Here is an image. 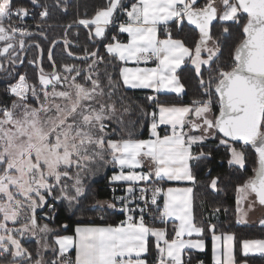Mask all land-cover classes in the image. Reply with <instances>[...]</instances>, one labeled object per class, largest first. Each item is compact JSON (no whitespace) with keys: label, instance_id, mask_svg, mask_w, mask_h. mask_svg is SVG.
<instances>
[{"label":"snow or ice","instance_id":"6c2138e0","mask_svg":"<svg viewBox=\"0 0 264 264\" xmlns=\"http://www.w3.org/2000/svg\"><path fill=\"white\" fill-rule=\"evenodd\" d=\"M29 2L31 8L0 0V71L12 79L5 89L11 99L0 101V258L10 256L6 264H149L150 237L156 253L153 264H184L185 252L205 249L206 229L195 221L194 187L163 185H195L193 162L211 153L203 149L194 153L193 146L209 138H218L228 150L230 165L245 168L246 148L256 157L253 175L235 189L236 222L246 224L257 205L264 208V0H102L90 16L77 14L65 25L63 37L51 41L47 50L51 70L43 66V47L31 40L34 35L47 39L40 21L49 18V6L41 0ZM62 3L56 0L57 7ZM33 9H40L39 33L23 26ZM62 10L67 11L66 4ZM120 14L124 20L118 19ZM13 17L21 23L13 22ZM169 22L178 30L185 22L192 26L197 33L194 46L174 38ZM214 22H221L218 35H213ZM233 26L238 36L229 44ZM80 27L87 30L90 42L103 46L104 55L99 47L86 45L79 53L71 51L69 32ZM113 27L117 31L109 37ZM121 34L127 35L126 42L119 39ZM58 43L69 58L85 67L58 65L53 56ZM225 46L228 57L222 60ZM29 48L38 52L36 59L28 60L37 69L35 82L16 70L27 59L22 53ZM130 61L137 66H120ZM149 61L155 66H139ZM186 61L191 63L200 97L187 104L161 100V94L185 93L178 70ZM120 87L152 91L146 99L153 110L149 113L141 106L150 117L148 138L126 130L117 115L112 98ZM217 105L218 113L213 110ZM113 119L121 126L119 132L110 128ZM161 126L166 128L163 134ZM109 164L119 169L110 183L127 184V195L113 196L125 219L77 225L72 235H59L47 223H39L38 209L54 210L49 197L67 200L70 206L79 203L85 176L94 166ZM219 179L214 176L208 182L213 192L218 191ZM133 203L136 207H130ZM220 211L217 207L212 214ZM149 214L153 224L171 221V235L167 227L148 223ZM259 224L264 226V218ZM207 231L213 264H237V249L244 257L264 256V239L237 241L235 233H218L211 223ZM194 235L198 238L192 239ZM33 242L34 249L26 246Z\"/></svg>","mask_w":264,"mask_h":264},{"label":"trees","instance_id":"16d2710c","mask_svg":"<svg viewBox=\"0 0 264 264\" xmlns=\"http://www.w3.org/2000/svg\"><path fill=\"white\" fill-rule=\"evenodd\" d=\"M203 0H201L202 2ZM17 4H23L31 8L29 0H15ZM102 0H63L62 6H56V0H41V3L47 4L50 10V16L45 21H40L37 16L35 22L30 26V30L34 33H39L40 28L36 27V23L40 21L43 24V31L45 32L47 39L41 38L38 35L31 37V40H37L44 49L43 55V66L45 70H51L50 64L47 58V50L51 46V41L54 39H60L64 34V27L72 20L77 18V14L81 17L87 13L89 16L94 11V5L101 3ZM67 5V11H63V5ZM37 11L40 9H36ZM123 14L118 16L119 20H122ZM221 28V22H214L213 35H218ZM169 29L175 38L184 39L185 43L189 47L194 46V42L197 38V33L192 30V26H189L186 22L184 24L183 30H178L176 25L169 24ZM117 31L116 28H111L108 35L109 37L112 33ZM79 33L77 36L76 33ZM238 36V29L233 26V35L228 38V43L231 42ZM68 39L73 42V47L71 51L79 53L82 46H87L92 49L99 47L101 55H104V48L102 45H97L90 42L87 37V30L83 27L73 28L70 30ZM119 39L122 41L127 40L126 34H121ZM27 42H30L28 40ZM107 41H105L106 43ZM27 59L23 65H17V71L20 73H27L30 82L36 81L37 69L28 63V60L36 59L38 52L35 48H29L26 52L22 53ZM54 59L57 64L60 63H74L78 64L81 68L85 65L80 60H74L69 58L65 51L64 45L58 43L53 49ZM228 57V47L225 46L222 60ZM107 59V57H106ZM118 63V62H113ZM121 66V65H120ZM103 67V65H101ZM109 71L113 69L109 68ZM206 73V72H205ZM181 80L185 84L186 93L184 95L185 101H191L194 98L200 97L201 89H199L197 80L193 73L191 64H186L178 72ZM114 79H118V76L114 75ZM12 82V79L7 76L6 73L0 71V101L8 102L11 97L6 93L5 89L8 83ZM149 95L148 91L143 90H133L125 87H120L113 99H117L118 105H120V116L125 125L126 130H132L137 133L138 138H148V128L147 125L150 123V117L145 116L141 112V106L147 111L151 112L154 105H151L146 97ZM123 98V99H121ZM164 100L172 102L174 97L164 96ZM216 99V98H215ZM127 107V113L124 108ZM214 111L218 113V105L214 107ZM111 128H115L117 132L120 131L121 126L117 123H111ZM241 146L240 143L236 144ZM203 149L205 152H210L211 156L205 160L196 161L193 164V172L196 177L195 185V195H194V213L196 223L203 224L205 226V241L206 248L202 252H189L187 261L191 263H196L203 261L204 264H212L213 252L211 248L210 233L207 231V226L209 223L217 225V232H231L235 233L237 241L243 239H260L264 238V226L258 224H246L240 225L236 222V186L242 184L249 176L253 175L252 169L255 167L256 157L251 148H246V165L244 169L238 168V166L230 165L228 160L230 155L228 150L218 144V138H211L206 140L203 144L196 146V152ZM195 152V153H196ZM102 172V171H101ZM101 172H97L96 168L93 173H95L96 178L92 180L89 187L92 191L88 194L82 195L79 199L78 206L71 209L63 200H55L54 210H47V207L43 211L47 212L49 215L48 222L52 228L58 234H69L74 233L75 226L77 224L93 223V224H107V223H118L123 220V216L118 214L115 210L96 208L94 205L97 201L108 200L111 197V192L109 189L110 182L108 181L112 170L109 169L107 173L101 175ZM100 174V175H99ZM218 176V191L213 192L208 187V182L212 177ZM93 201L89 203L88 201ZM219 207L221 211L219 212V219L216 220L213 217V211L215 208ZM227 210V211H225ZM103 217V219H101ZM153 224V223H152ZM67 225L65 230L62 226ZM154 226H167L169 235L172 232V226L170 223L163 225L160 223L153 224ZM34 243V242H33ZM32 243V244H33ZM28 246V245H26ZM35 248V247H34ZM33 248V249H34ZM236 260L238 263L246 260L251 264H261L263 261L258 256H242L239 249L235 252ZM156 257L154 243L150 241L149 243V253L148 261L150 263L154 262ZM9 260V256L0 258V264H6Z\"/></svg>","mask_w":264,"mask_h":264},{"label":"crops","instance_id":"0c3cea01","mask_svg":"<svg viewBox=\"0 0 264 264\" xmlns=\"http://www.w3.org/2000/svg\"><path fill=\"white\" fill-rule=\"evenodd\" d=\"M201 3H203V1L201 2ZM169 24H171V22H169ZM169 24L167 25V27H168V29H169ZM163 25H161V38H163ZM127 36V35H126ZM175 38V37H174ZM124 42H126V41H124ZM186 64H191L190 63V61H186L185 62V64L184 65H182L181 66V68L183 67V66H185ZM121 66H127V67H136L137 65L134 63V62H128V64L127 65H121ZM140 67H154L155 66V64L154 63H147V64H143V63H141L140 65H139ZM178 72H179V70H178ZM179 75V74H178ZM180 77V76H179ZM181 79V78H180ZM181 82L183 83V81L181 80ZM128 89H131V88H128ZM133 90H145V91H148V93H149V95H152L153 93H152V91L150 90V89H133ZM185 93H186V87H185ZM185 93L184 94H182V95H177V94H175V93H167V94H161L160 95V98H161V100H164L165 98H164V96H171V97H174V101H172L173 103H177V104H187V103H189L190 101H185L184 100V95H185ZM164 129H166L165 128V126H161V128H160V131H161V133L163 134V132H164ZM195 134H197V135H199L200 133L199 132H196ZM198 145H200V144H198ZM196 146L197 145H194L193 146V152L195 153L196 152ZM193 164H194V162H193ZM111 168V170H112V173H111V175L109 176V179H108V181L110 182V178H111V176L114 174V173H117L118 171H119V169H118V167H116V166H111L110 167ZM193 174H194V172H193ZM117 183H122V184H126L125 182H117ZM195 185H196V183H195ZM195 185L193 186L191 183H189V182H167V183H165L164 184V187L165 188H167V187H194V195H195ZM101 203L100 204H97V203H95V207L96 208H101V209H103V208H105V209H109V210H114L113 208H109L108 207V204L109 203H113L112 202V200L111 199H108V200H101L100 201ZM195 214V213H194ZM261 218H264V208H261V207H259L258 205H257V207H256V210L255 211H253V212H250L249 213V215H248V217H247V223L246 224H258V225H260L259 224V220L261 219ZM170 224H171V226H172V222L170 221L169 222ZM238 224H240V225H246V224H241V223H238ZM77 225H81V226H89V225H100V224H93V223H85V224H77ZM76 225V226H77ZM75 226V227H76ZM154 226V225H153ZM261 226V225H260ZM156 227H167V226H156ZM58 234V233H57ZM73 233H69V234H59V235H72ZM196 238H198V237H196L195 235L192 237V239H196ZM203 238L205 239V237L203 236ZM260 239H264V238H260ZM52 241H53V237H52ZM150 241H154V238H151L150 237V239H149V243H150ZM206 248V247H205ZM204 251V250H203ZM189 252H202V251H200V250H196V249H192V250H189V251H187V252H185V254H184V264H199V262H196V263H191V262H188L187 261V258H188V254H189ZM149 253V252H148ZM148 253L146 254V258L148 257ZM72 255L74 256V251L72 252ZM249 256H258V257H260L261 258V260L263 261V263H261V264H264V259L262 258V256L260 255V254H250ZM147 260H148V258H147ZM155 260V259H154ZM244 262H245V260L243 261V262H241V263H238L237 262V264H244ZM149 264H153V263H150L149 262ZM204 264V263H203ZM212 264H213V261H212ZM247 264H251V263H249V262H247Z\"/></svg>","mask_w":264,"mask_h":264},{"label":"rangeland","instance_id":"374dc122","mask_svg":"<svg viewBox=\"0 0 264 264\" xmlns=\"http://www.w3.org/2000/svg\"><path fill=\"white\" fill-rule=\"evenodd\" d=\"M25 73V72H24ZM207 75H208V73L206 72L205 73V78H207ZM203 98H205L206 99V97H203ZM113 99V98H112ZM114 100V99H113ZM117 99H115L114 101H115V103H116V107H117V115H119L120 114V105H118V103H117V101H116ZM213 100H214V102H215V97L213 96ZM215 107V106H214ZM213 110H215V109H213ZM215 112V111H214ZM127 113V112H126ZM111 123H113V124H115V123H117L116 122V120L115 119H113L112 121H111ZM110 123V128H111V124ZM209 139H211V138H209ZM208 140V139H207ZM206 142V141H205ZM237 146V145H236ZM238 148L239 147H241V146H237ZM112 165H105V166H103V167H100V166H94V170H95V168H96V170H97V172H101L100 174L101 175H104L105 173H107V171L109 170V169H111L110 167H111ZM94 170H93V172H94ZM91 173V174H88V175H86L85 176V178H84V187H85V191H84V193H83V195L84 194H88V193H90L91 191H92V189H91V187H89V185H90V183L92 182V180L94 179V178H96V175H95V173ZM99 174V175H100ZM90 182V183H89ZM82 197V196H81ZM60 200H63L64 201V203L65 204H67L71 209H74L75 207H77L78 206V203H74L73 205H69L68 204V201L67 200H64V199H60ZM54 202L55 200H53L51 197H49V200H48V203L49 202ZM89 203H92L93 201H91V199H90V201H88ZM55 203V202H54ZM44 210V208L43 209H38L37 210V214H38V217H40L41 219H39V223L40 224H45V223H47L48 225H49V227L51 228V229H53L52 228V226L50 225V223L48 222V220H49V215L47 214V216H45V214L47 213V212H45V211H43ZM47 210H49L48 209V207H47ZM213 217L216 219V220H218L219 219V213H216L215 215H213ZM9 226L10 227H12V225H11V223L9 224ZM17 227H18V225H17ZM218 233H220V232H218ZM34 239V238H33ZM49 243H52L53 241H52V236L50 235L49 236V241H48ZM36 245H35V243H33V244H30V245H28V247H30V249H33L34 247H35ZM50 255H51V252L50 251H48V252H46V256H49L50 257ZM11 259V257L9 256V260Z\"/></svg>","mask_w":264,"mask_h":264},{"label":"built area","instance_id":"2783aa9c","mask_svg":"<svg viewBox=\"0 0 264 264\" xmlns=\"http://www.w3.org/2000/svg\"><path fill=\"white\" fill-rule=\"evenodd\" d=\"M33 11V16H34V18H33V16H29V17H26L25 18V20L23 21V26H27V25H32L34 22H35V18L38 16L39 17V15H38V12L40 11V10H36V9H33L32 10ZM125 19V16L123 15V18H122V20H124ZM13 22H15V23H21L19 20H17L15 17H13ZM148 63H153L152 61H149ZM215 97V96H214ZM166 129H164V131H165ZM164 186V185H163ZM127 187V184H122V183H110L109 184V189H110V192H111V197H110V199L112 200V202L113 203H115L117 206H116V208L114 209L118 214H121L122 216H123V219H125V214L124 213H122L121 211H120V208H121V205H120V203H119V201L118 200H115V199H113V196L115 195V196H124V195H127V193L125 192V188ZM112 189H115L116 191H115V193H113V191H112ZM136 195L137 196H139V192H137L136 193ZM149 196H150V193H149ZM161 203H162V200H161ZM49 204H53L54 205V207H55V203L52 201V202H49ZM130 207H136V205L133 203V204H131L130 205ZM49 210H53V209H51V208H48ZM146 221L148 222V223H150V224H152L153 223V221H152V219H151V214H149L148 216H146ZM262 258L264 259V256H262Z\"/></svg>","mask_w":264,"mask_h":264}]
</instances>
